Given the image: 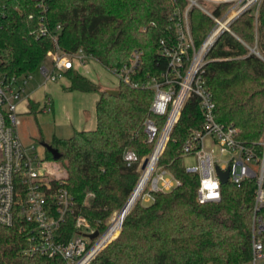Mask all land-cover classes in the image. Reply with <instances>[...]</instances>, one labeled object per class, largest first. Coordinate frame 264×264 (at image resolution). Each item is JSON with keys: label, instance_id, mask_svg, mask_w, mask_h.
<instances>
[{"label": "trees", "instance_id": "obj_1", "mask_svg": "<svg viewBox=\"0 0 264 264\" xmlns=\"http://www.w3.org/2000/svg\"><path fill=\"white\" fill-rule=\"evenodd\" d=\"M186 3L0 0V69L8 74L32 73L56 46L65 53L82 50L108 69L128 61L133 50L142 49L144 64L139 76L147 80L166 67L158 55L159 42L172 36L170 15ZM227 6L221 2L212 12L220 16ZM189 17L198 44L213 21L195 7ZM43 25L53 30L55 42L39 35ZM57 25L60 30L56 32ZM230 29L210 49L204 78L215 103L216 120L234 123L242 141L259 142L264 134V0L256 15L252 9L243 12ZM65 89L99 93L95 129L76 130L68 138L52 137L48 143L61 154L58 161L65 168L63 180L75 212L101 227L125 205L141 174V163L127 165L124 152L132 149L146 158L153 150L144 131L146 119L155 118L149 111L153 94L119 82L118 93L111 95L79 73L71 75ZM156 121L161 126L162 119ZM202 122L200 107L192 97L157 159V165L169 169L181 184L154 193L149 204L137 201L125 216L119 236L92 264H248L255 182L247 180L240 187L226 183L219 201L197 202L199 179L186 171L181 152L190 130ZM45 158L52 159L46 150ZM20 228L19 224L0 225V264H64L60 257L24 254L27 239Z\"/></svg>", "mask_w": 264, "mask_h": 264}, {"label": "built area", "instance_id": "obj_2", "mask_svg": "<svg viewBox=\"0 0 264 264\" xmlns=\"http://www.w3.org/2000/svg\"><path fill=\"white\" fill-rule=\"evenodd\" d=\"M186 1L183 9L175 8L170 15L172 36L159 42L157 51L159 58L166 62L164 69L143 80L139 76L144 64L142 49L133 50L122 65L108 68L118 82L152 91L149 111L155 118H148L144 123L147 140L153 143V150L146 157L149 159L146 165L148 176L132 202L127 207L126 202L121 209L114 211L101 227L98 222L92 224L88 218L75 212L72 195L64 180L54 176L50 162L37 153L34 144L23 143L18 135L16 108L25 94L31 73L8 74L0 69V225H20L27 239L22 250L24 254L60 257L64 264H92L119 236L125 216L137 201H153L154 193L168 192L179 186L180 180L166 167L158 166L157 159L184 105L194 97L203 122L199 128L190 130L181 155L196 158V165L185 166L187 172L196 174L199 179L196 200L199 204L220 200L224 184L217 168L228 171L226 183L236 187L253 179L255 190L248 264H264V134L259 142L247 143L239 138V129L234 123L217 121L212 93L204 78L207 55L213 44L224 31L231 32L232 22L243 12L251 10L254 0H244L245 4L243 0H211L217 4H231L220 16H215L201 4L205 0ZM238 3L242 6L239 7ZM194 7L214 21V26L198 44L193 39L189 17ZM58 30L60 25L55 27V31ZM38 33L55 42L53 30L46 26H41ZM48 57V64L44 61L38 66L46 82L61 80L68 70L76 68V64L79 66L91 59L82 50L65 53L57 46L47 52ZM51 109L52 99L46 96L43 110L50 112ZM156 118L162 119L161 126ZM223 155L227 158L221 159ZM146 158H140L132 149L123 154L127 165L142 163ZM95 232L96 236L91 237Z\"/></svg>", "mask_w": 264, "mask_h": 264}, {"label": "rangeland", "instance_id": "obj_3", "mask_svg": "<svg viewBox=\"0 0 264 264\" xmlns=\"http://www.w3.org/2000/svg\"><path fill=\"white\" fill-rule=\"evenodd\" d=\"M238 1L240 2L241 0ZM260 2L261 0H254L253 2L252 10L255 15L257 14V9ZM242 3L245 4L246 1L243 0ZM201 4L205 6L206 9L211 11H213L215 7L218 5L216 2H213L211 0L201 1ZM227 4L228 6L223 13H225L231 7L230 3ZM238 6L240 7L242 6V4L238 3ZM213 26H214V21H213V25L209 28L207 33L211 30ZM250 50L252 52L256 51L254 48H251ZM49 60L50 57L46 58L45 60L46 64L49 63ZM76 73L82 74L87 78H89L90 80H92L93 82L97 83L100 89L117 90V85L119 83L118 79L110 72L109 69L105 68L104 66H102L101 64H99L98 62L92 59L86 60L84 64L79 66H77L76 64V68L72 71H67L65 73V76L61 80L56 82H48L45 87L43 86V82L45 80L41 76L39 69L38 68L35 69L30 74V79L27 84L26 94L27 93L31 94L33 92V98L41 101L43 105H44V102H42L43 98L46 97L45 95H47V97L53 99L54 103L56 104V107L58 105V111H56L55 114L53 112H48L45 110L44 112H41L40 110L39 112L36 111L32 113H22L17 104L16 113H17V118L19 120V123L17 125V132L23 143L34 144L37 153L40 156H43L44 158H45V149L41 145V142L43 140L48 143V141H50L52 137L68 138L72 135L73 131L71 130L72 128L67 118L68 115L70 116V111H71L70 108L74 103H76V100L75 98L72 97L68 98L65 96V94L69 92V90L65 88L67 87L68 84H70L71 75ZM208 144H209V139L206 140V145ZM226 158H227L226 155H223L221 157V159H226ZM48 161L50 162V167L53 171L54 176L64 179L66 177V172L62 162L53 159H50ZM183 163L186 167L194 166L196 165V158L192 155H187L183 157ZM142 170L143 169H141V171ZM139 201H141L145 205L151 203L150 200L148 201L139 200Z\"/></svg>", "mask_w": 264, "mask_h": 264}, {"label": "crops", "instance_id": "obj_4", "mask_svg": "<svg viewBox=\"0 0 264 264\" xmlns=\"http://www.w3.org/2000/svg\"><path fill=\"white\" fill-rule=\"evenodd\" d=\"M48 82L44 81L43 86L45 87ZM70 84L67 85V87ZM23 95L22 99L19 101L18 106L22 113H32V112H44L43 103L41 101L33 98V92L30 94ZM47 96V95H45ZM68 98H75L76 103L71 106L70 116L68 115L67 120L70 122L71 130L74 132L76 130H93L96 127V102L99 99L98 92H82L78 90H69L65 94ZM65 97V98H66ZM45 97L43 98L44 102ZM42 108V109H41ZM91 110V112H90ZM58 111V105L54 103L52 99V109L50 112L54 114ZM20 112V113H21ZM71 131V132H72ZM72 132V134H73ZM61 138V137H60Z\"/></svg>", "mask_w": 264, "mask_h": 264}, {"label": "water", "instance_id": "obj_5", "mask_svg": "<svg viewBox=\"0 0 264 264\" xmlns=\"http://www.w3.org/2000/svg\"><path fill=\"white\" fill-rule=\"evenodd\" d=\"M107 92L111 95H116L118 93L117 90H107ZM41 145L42 147L48 151L52 157L53 160H58L60 159L61 157V154L58 152L57 149L53 148L49 143L45 142V141H42L41 142ZM149 159L146 158L143 160L142 162V165H141V169H144L148 163ZM217 173L219 175V178H220V181L222 184H225L227 182V178H228V171H220L218 168H217ZM138 186H139V183L137 184V186L135 187L134 191L132 192L131 196L129 197L127 203H126V207L130 204V202H132L136 192H137V189H138ZM97 232H95L93 235H91V237H94L96 236Z\"/></svg>", "mask_w": 264, "mask_h": 264}, {"label": "bare ground", "instance_id": "obj_6", "mask_svg": "<svg viewBox=\"0 0 264 264\" xmlns=\"http://www.w3.org/2000/svg\"><path fill=\"white\" fill-rule=\"evenodd\" d=\"M147 176H148V168L145 167L144 170H143V176H142V179H141V182H140L138 188L141 187V185H142V184L144 183V181L146 180ZM137 191H138V189H137ZM136 193H137V192H136ZM135 195H136V194H135ZM134 197H135V196H134Z\"/></svg>", "mask_w": 264, "mask_h": 264}]
</instances>
